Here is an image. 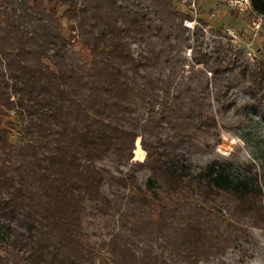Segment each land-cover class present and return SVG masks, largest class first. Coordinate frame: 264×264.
Wrapping results in <instances>:
<instances>
[{"label": "trees", "instance_id": "obj_1", "mask_svg": "<svg viewBox=\"0 0 264 264\" xmlns=\"http://www.w3.org/2000/svg\"><path fill=\"white\" fill-rule=\"evenodd\" d=\"M179 2L0 0V264H201L264 227V175L187 152L218 124L170 57L159 68L164 26L173 46L194 18ZM251 3L264 17V0ZM199 32L194 66L216 84L238 68L264 101V60L246 65L221 41L204 53ZM91 218L109 221L106 239Z\"/></svg>", "mask_w": 264, "mask_h": 264}, {"label": "rangeland", "instance_id": "obj_2", "mask_svg": "<svg viewBox=\"0 0 264 264\" xmlns=\"http://www.w3.org/2000/svg\"><path fill=\"white\" fill-rule=\"evenodd\" d=\"M177 7L190 14L191 0H179ZM197 23L194 29L185 31L183 38H174L169 45V29L164 26L161 35V44L164 45V53L159 60V68H165V60L170 57L169 69L176 77L182 89L190 86L189 93H193L198 103L195 108H202L213 116L218 127L209 135L201 134L191 140L187 145V152L194 162L205 167L213 159H219L231 164L235 177H243L247 174L246 165H252L259 172L260 181L264 175V101L257 100L246 79L239 72L240 69L229 75L228 79L216 84L211 74L203 66H194L193 52L188 43L195 44L198 28L200 40L204 42L202 51L211 54L215 44L221 41L225 48L231 47L235 50L243 49L244 58L240 60L246 65L254 67L259 61L264 60V31L256 36L251 27L254 14L251 10L235 11L226 3L214 0H200L196 4ZM64 34L68 35L70 23L63 20ZM185 26V25H184ZM229 31L239 35L240 44L234 45L230 42ZM186 38L190 41L187 42ZM155 41H159L155 38ZM159 43V44H160ZM160 44V45H161ZM162 47V45H161ZM136 54L141 49L137 44L133 46ZM161 48H158L160 51ZM251 54V55H250ZM253 57V58H252ZM158 69V68H157ZM158 73V71H157ZM208 80L209 86H206ZM189 94L185 95L188 101ZM187 103V102H186ZM145 115L141 108L140 117ZM138 116V114H137ZM19 140L17 135L13 136V142ZM141 152V154L139 153ZM139 153V154H138ZM138 155V156H137ZM146 152L141 146V139L136 142L134 161L143 162ZM140 178L146 177L145 172L139 174ZM89 224V232L96 241H102L111 230L106 218L93 219ZM250 238L241 240L232 246L227 252L208 262L201 264H264V227L254 228L248 225Z\"/></svg>", "mask_w": 264, "mask_h": 264}, {"label": "built area", "instance_id": "obj_3", "mask_svg": "<svg viewBox=\"0 0 264 264\" xmlns=\"http://www.w3.org/2000/svg\"><path fill=\"white\" fill-rule=\"evenodd\" d=\"M200 0H191V4L189 7L191 8L192 12L190 14L194 17L193 20H185L184 25L186 28L194 29L197 23V11H196V4ZM219 2L226 3L231 9L235 11H248L251 10L254 14L253 21L251 22V27L253 32L256 36L259 35L261 31L264 30V17L257 15L252 9L251 0H214ZM229 39L230 42L234 45L240 44V37L234 31H229ZM251 55V54H250ZM253 58V57H252Z\"/></svg>", "mask_w": 264, "mask_h": 264}, {"label": "bare ground", "instance_id": "obj_4", "mask_svg": "<svg viewBox=\"0 0 264 264\" xmlns=\"http://www.w3.org/2000/svg\"><path fill=\"white\" fill-rule=\"evenodd\" d=\"M139 153L141 154V152H140V151H139ZM139 153H138V154H139ZM137 156H138V155H137Z\"/></svg>", "mask_w": 264, "mask_h": 264}]
</instances>
